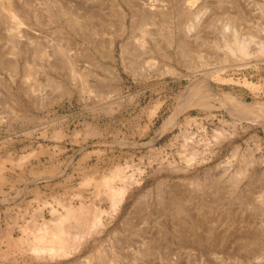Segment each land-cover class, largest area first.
<instances>
[{"label":"rangeland","instance_id":"rangeland-1","mask_svg":"<svg viewBox=\"0 0 264 264\" xmlns=\"http://www.w3.org/2000/svg\"><path fill=\"white\" fill-rule=\"evenodd\" d=\"M263 108L264 0H0V264H144L151 230L175 264L238 258L183 227L264 220Z\"/></svg>","mask_w":264,"mask_h":264},{"label":"bare ground","instance_id":"bare-ground-1","mask_svg":"<svg viewBox=\"0 0 264 264\" xmlns=\"http://www.w3.org/2000/svg\"><path fill=\"white\" fill-rule=\"evenodd\" d=\"M126 1H128V0H126ZM146 2V1H145ZM150 2V1H149ZM116 3V2H115ZM142 3V2H141ZM159 3V2H158ZM157 3V4H158ZM143 4V3H142ZM144 4H146V3H144ZM155 4V3H154ZM178 4H180V3H178ZM117 5V4H116ZM115 5V6H116ZM161 5V4H160ZM121 6V5H120ZM145 6V5H144ZM117 7V6H116ZM168 7H169V5H168ZM177 7V6H176ZM8 9H9V14H11V16H12V18L13 19H15V21L16 22H19V21H21V19H22V16H21V14H20V10L18 9V7H17V5H15V3L13 4V6L12 5H9V7H7ZM118 8V7H117ZM119 8H121V7H119ZM144 8V7H143ZM145 8H147V6L145 7ZM148 8H149V6H148ZM153 8V7H152ZM159 8V7H158ZM7 9V10H8ZM178 9H179V7H178ZM75 10V9H74ZM120 10V9H119ZM146 10V9H145ZM153 10V9H152ZM154 10H156V9H154ZM158 10V9H157ZM162 10V9H161ZM161 10L159 9V11L161 12ZM181 10V9H180ZM120 11H122V10H120ZM147 11V10H146ZM149 11V10H148ZM116 12H118L117 10H116ZM151 12V11H150ZM153 12H156V11H153ZM33 13H35V12H33ZM73 13V12H72ZM79 13V12H78ZM149 13V12H148ZM163 13V12H162ZM118 14H119V12H118ZM155 14V13H154ZM157 14V13H156ZM195 14V13H194ZM80 15H82V14H80ZM76 16V15H75ZM121 16V15H120ZM72 17H74V16H72ZM173 17V16H172ZM76 19V18H75ZM79 19V18H78ZM77 19V20H78ZM178 19V18H177ZM183 19V18H182ZM73 20V19H72ZM81 21V20H80ZM82 22V21H81ZM180 22V21H179ZM181 22H183L182 20H181ZM180 22V23H181ZM176 23V22H175ZM67 25V24H66ZM233 25H234V41H232V44H229V46H227V48H228V50H229V53H230V55H242V56H245V55H248L249 54V52H250V49H249V42H250V38L248 37V38H245L244 36H241L240 38H239V34H238V32L236 31L237 29L235 28V24L233 23ZM15 26V25H14ZM174 26V25H173ZM192 26H193V23H191V22H189V24H188V28H192ZM194 26H195V23H194ZM205 26V25H204ZM27 27V26H26ZM18 28V27H17ZM29 28V27H28ZM27 28V29H28ZM32 28V27H31ZM31 28H30V30H31ZM77 28V27H76ZM16 29V28H15ZM17 30H19V29H17ZM32 31H34L33 29H32ZM18 32H20V31H18ZM27 32V31H26ZM26 32H25V34H26ZM29 32V31H28ZM27 32V33H28ZM79 32V31H78ZM181 32H182V30H181ZM17 33V32H16ZM24 33V32H23ZM31 33V32H30ZM33 34V33H32ZM180 34H182V33H180ZM179 34V35H180ZM22 35V34H21ZM29 35V34H28ZM28 35H27V37H28ZM64 36V35H63ZM166 36V35H165ZM170 38H171V35H168ZM184 36V35H183ZM24 38L26 37V36H23ZM26 37V38H27ZM29 37H30V35H29ZM29 37H28V39H29ZM68 37V36H67ZM25 38V39H26ZM183 38V37H182ZM65 40H66V38H64ZM167 39V38H166ZM178 39H180V38H178ZM112 40V39H111ZM171 40H172V38H171ZM181 40V39H180ZM106 45H109L108 44V41H107V44ZM107 48H109L108 46H107ZM112 48V47H111ZM108 50V49H107ZM193 55H197L199 58H201L202 57V55H201V53H198V50H197V48H196V46L195 47H193ZM197 50V51H196ZM110 52H111V50H109ZM196 51V52H195ZM204 53V52H203ZM107 54V53H106ZM112 54V53H111ZM110 55V54H109ZM113 55V54H112ZM111 55V56H112ZM110 56V57H111ZM111 59H113V56L111 57ZM148 61V60H147ZM102 64V63H101ZM105 64V63H104ZM104 64H102L103 66H104ZM100 65V64H99ZM101 65V66H102ZM161 65V64H160ZM102 66V67H103ZM108 66V65H107ZM162 66H163V64H162ZM166 66H168V64L167 65H165L164 67H166ZM101 67V68H102ZM106 67V66H105ZM109 67V66H108ZM159 67V66H158ZM169 71L168 72H171V73H175L176 72V68H175V66H173V65H170L169 64ZM168 67H167V69H168ZM104 68V67H103ZM114 68V67H113ZM105 69V68H104ZM108 71L110 70V69H108V68H106ZM105 69V70H106ZM164 70H165V68H163ZM106 70V71H107ZM113 70V69H112ZM107 71V72H108ZM166 71V70H165ZM115 73H117V72H115ZM111 74V73H110ZM113 75V74H112ZM117 75V74H116ZM109 76H111V75H109ZM48 77H50V76H48ZM47 77V78H48ZM116 77V79H117V77L118 76H115ZM230 77V76H229ZM113 78H114V75H113ZM232 78V77H231ZM231 78H226V77H219L218 78V80H220V81H228V80H231ZM48 79H50V78H48ZM107 79V78H106ZM115 79V81H117ZM119 79V78H118ZM110 80V79H109ZM234 81V80H233ZM113 82V81H112ZM205 83H207V85H209V86H211V82H210V80L208 79V80H206L205 81ZM112 84V83H111ZM110 86V85H109ZM35 88V87H34ZM211 90L212 91H216V89H214V88H212L211 87ZM211 92V91H210ZM223 95L224 96H226L227 98H229V100L235 105V106H242V105H246V106H250V104L249 103H247V102H245V101H243V100H241L238 96H236V95H234V94H231V93H223ZM106 97H108V95L107 96H105V98ZM100 98H101V96H100ZM102 99V98H101ZM104 99V98H103ZM110 99V98H109ZM108 100V99H107ZM261 106V105H260ZM238 109V108H237ZM264 109V108H263ZM239 110V109H238ZM241 111V110H240ZM171 122V121H170ZM166 123H168L167 121H166ZM114 184V183H113ZM114 187H115V185H114ZM107 190H109L110 192H114V191H116L118 188H116V190L113 188V186H111V185H108L107 187ZM118 192V191H117ZM110 194V193H109ZM185 194V193H184ZM161 201V200H160ZM171 201V200H170ZM176 203V202H175ZM178 203V202H177ZM158 204H159V202H158ZM163 204V203H162ZM171 204H172V202H171ZM184 204V203H183ZM203 204V203H202ZM157 205V204H156ZM182 205V204H181ZM185 205V204H184ZM196 205V204H195ZM158 206V205H157ZM170 206V205H169ZM198 206V205H197ZM191 207V206H190ZM194 207V206H193ZM199 207H201V205L199 206ZM161 208V207H160ZM170 208V207H169ZM177 208V207H176ZM187 208V207H186ZM188 208H189V205H188ZM163 209H165V208H163ZM179 209V208H178ZM185 209V208H184ZM192 209V208H191ZM160 210H162V209H160ZM159 210V211H160ZM167 210V209H166ZM170 210H171V208H170ZM189 210V209H188ZM164 211V210H163ZM179 211V210H178ZM186 211V210H185ZM190 211V210H189ZM192 211H193V209H192ZM161 212V211H160ZM195 212V211H194ZM153 213H154V211H153ZM155 213H156V211H155ZM162 213V212H161ZM166 213V212H165ZM170 213V212H169ZM168 213V214H169ZM183 213V212H182ZM70 214V213H69ZM68 214V215H69ZM157 214H158V212H157ZM167 214V215H168ZM58 215H60V213L58 214ZM74 215V214H73ZM191 215V214H190ZM152 216V215H151ZM157 216V215H156ZM62 216H59V217H57V218H60V219H62L61 218ZM148 217V216H147ZM182 217H183V215H182ZM83 218V217H82ZM95 218H97V216L95 217ZM149 218V217H148ZM171 217L168 215V216H166V215H164V216H162V220L160 221L161 223H162V225H164V226H167L168 224H170V220L172 219H170ZM60 219L58 220V221H60ZM64 219V218H63ZM69 219H70V217H69ZM75 219V218H74ZM158 219H160V218H158ZM181 219V218H180ZM184 219H186V218H184ZM189 219H191V223H189V225H185L186 227H183V230H184V228H185V230H184V233H185V236L189 239V240H191V242L192 243H196L197 244V246L199 247V248H202L201 249V253L204 255V256H208L207 255V253L208 252H206L207 250H211V248L209 249L208 247H207V250H205V248H203V247H200V245L201 244H203V245H206V243H207V245L206 246H208V245H213V246H215L214 248L215 249H217V250H222V251H230V252H233L235 255H236V257H238V258H234V260H231V262H228L227 264H264V220H261V221H256V220H250V221H248L246 224H242V225H235V224H230L229 222H227V223H222L221 222V218H212L211 216H209V214L208 215H206L205 217H200V216H198L197 214H193V215H191V217L189 218ZM218 219H220V220H218ZM252 219V218H251ZM256 219V218H255ZM147 220V219H146ZM175 220V219H174ZM225 220H228L227 218H225ZM79 221V220H78ZM86 221V220H85ZM96 221H97V219H96ZM142 221V220H141ZM148 221V220H147ZM146 221V222H147ZM158 221V220H157ZM66 222V221H65ZM75 222V221H74ZM90 222V221H89ZM95 222V221H94ZM133 222H134V220H133ZM139 222V221H138ZM137 222V223H138ZM145 222V221H144ZM150 222V221H149ZM56 223V222H55ZM76 223V222H75ZM91 223V222H90ZM64 224H66V223H64V220L62 221V222H58L57 223V226H63V228L65 227V225ZM69 224V223H68ZM172 224V223H171ZM180 224V223H179ZM72 226L74 225V223L73 224H71ZM153 225H154V221H153ZM152 225V226H153ZM157 225V224H156ZM66 226H67V224H66ZM142 226V225H141ZM145 226V225H144ZM173 226V225H172ZM77 227H79V226H77ZM137 227V226H136ZM136 227H134V228H136ZM149 227V226H148ZM169 227V226H168ZM61 228V227H60ZM74 228V227H73ZM85 228H87V227H85ZM139 228V227H138ZM144 228V227H143ZM146 228V227H145ZM144 228V229H145ZM157 228V227H156ZM236 229V230H239V231H243V233H244V235L242 236V240H234L233 242L232 241H229V239H230V233H231V231L233 230V229ZM77 228L75 227V231H77L76 230ZM44 230V229H43ZM86 230V229H85ZM133 230V229H132ZM149 230V229H148ZM156 230V229H155ZM182 230V231H183ZM57 231H59V230H57ZM70 231V230H69ZM72 231V230H71ZM82 231V230H81ZM87 231V230H86ZM172 231V230H171ZM53 232V231H52ZM138 232V231H137ZM47 233V232H46ZM56 233H58V232H56ZM48 234V233H47ZM74 234V233H73ZM139 234V233H138ZM51 235V234H50ZM53 235V234H52ZM155 235H156V233L153 231V230H151V233L149 232V234H147V236L145 237V239L142 241L141 239V241H142V244L141 245H143V246H141L140 244H139V242L138 241H136V240H133V241H136V246H135V255H136V257L137 258H139L140 257V255H141V258L143 259V261H144V264H175V258L174 259H172V257L171 256H169L170 255V249H169V247H168V249L165 247V246H162L161 244H159L158 243V241H157V239L158 238H156L155 237ZM39 236V235H38ZM45 236V235H44ZM74 236H76V234L74 235ZM33 237H35V236H33ZM58 237V236H57ZM122 237H123V235H122ZM121 237V238H122ZM61 238V237H60ZM75 238V237H74ZM120 238V237H119ZM52 239V238H51ZM53 239H55V238H53ZM52 239V240H53ZM56 239H58V238H56ZM135 239V238H134ZM34 240V239H33ZM52 240H50L51 242H52ZM126 240V239H125ZM125 240L123 241V243L125 242ZM138 240V239H137ZM226 240L227 241H229V244H227L226 243ZM35 241V240H34ZM48 241V240H47ZM50 241H48L47 242V244L48 243H50ZM59 242H60V239L58 240ZM121 241V240H120ZM39 242V241H38ZM57 242V241H56ZM23 243V242H22ZM40 243V242H39ZM43 243V242H42ZM45 243H46V241H45ZM55 242H53V244H54ZM63 243V242H62ZM56 244V243H55ZM58 244H60V245H62L61 244V242L60 243H58ZM134 244V243H133ZM32 245V244H31ZM44 245V244H43ZM51 245V244H50ZM57 245V244H56ZM60 245H58V246H60ZM24 246V245H23ZM38 246H39V244H38ZM36 244H35V247H37V248H39ZM57 246V247H58ZM196 246V247H197ZM48 247L49 248H52V246H49V244H48ZM142 247V248H141ZM157 247V249H156V251H154V249ZM42 248H43V246H42ZM213 248V249H214ZM36 249V248H35ZM197 249V248H196ZM216 250V251H217ZM173 251V250H172ZM138 253H140V254H138ZM173 254H174V252H172ZM185 253V252H184ZM190 253H191V251H190ZM195 253V252H194ZM197 253V252H196ZM177 254V253H176ZM181 254V253H180ZM198 254V253H197ZM209 254V253H208ZM225 254V253H224ZM172 255V254H171ZM222 255H223V253H222ZM178 256V255H177ZM184 256V255H183ZM215 256V255H214ZM121 257V256H120ZM174 257V256H173ZM180 257V256H179ZM228 257V256H227ZM235 257V256H234ZM178 258V257H177ZM190 258V257H189ZM186 259L187 260V262H185V264H195L196 262H194V261H191L190 259ZM209 258V260H210V257H208ZM182 259H183V257H182ZM228 259V258H227ZM141 260V259H140ZM113 261V260H112ZM110 262L109 264H114L113 262ZM120 261V260H119ZM211 261V260H210ZM222 261V260H221ZM121 262V261H120ZM140 262V261H139ZM212 262V261H211ZM136 263V262H135ZM200 263V262H199ZM121 264V263H120ZM215 264H217V263H215Z\"/></svg>","mask_w":264,"mask_h":264}]
</instances>
